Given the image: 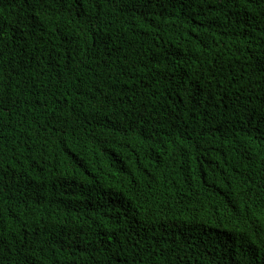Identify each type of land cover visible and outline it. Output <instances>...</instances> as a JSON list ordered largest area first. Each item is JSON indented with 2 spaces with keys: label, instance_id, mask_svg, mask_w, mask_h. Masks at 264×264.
I'll list each match as a JSON object with an SVG mask.
<instances>
[{
  "label": "trees",
  "instance_id": "obj_1",
  "mask_svg": "<svg viewBox=\"0 0 264 264\" xmlns=\"http://www.w3.org/2000/svg\"><path fill=\"white\" fill-rule=\"evenodd\" d=\"M0 264H264V0H0Z\"/></svg>",
  "mask_w": 264,
  "mask_h": 264
}]
</instances>
